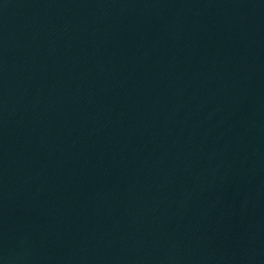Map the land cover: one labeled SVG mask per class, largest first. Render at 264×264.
Listing matches in <instances>:
<instances>
[{"label": "water", "instance_id": "95a60500", "mask_svg": "<svg viewBox=\"0 0 264 264\" xmlns=\"http://www.w3.org/2000/svg\"><path fill=\"white\" fill-rule=\"evenodd\" d=\"M0 264H264V0H0Z\"/></svg>", "mask_w": 264, "mask_h": 264}]
</instances>
